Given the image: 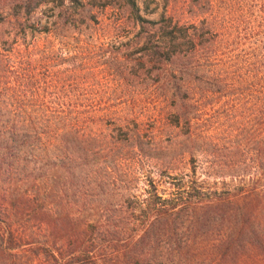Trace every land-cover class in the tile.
I'll return each mask as SVG.
<instances>
[{"label":"trees","instance_id":"16d2710c","mask_svg":"<svg viewBox=\"0 0 264 264\" xmlns=\"http://www.w3.org/2000/svg\"><path fill=\"white\" fill-rule=\"evenodd\" d=\"M64 1L73 5L64 11V5L57 7L59 18L40 28L23 27V33L31 30L54 37L66 49L65 41L81 40L90 31L106 36L117 33L114 27L120 28L117 22L114 27L99 23L93 13L96 5ZM124 1L127 5L122 12L127 11L140 26L139 34L150 36L153 31L150 37L158 39L152 50L159 62L175 67L172 76L182 78L189 105L179 109L183 112L176 114V124L189 125L192 137L194 113L199 111V123L204 111L218 105H223L227 120L231 119L230 124L218 123L219 129L206 124L198 128V146L189 150L194 172L199 165L215 172L214 177L228 172L231 182L223 184L228 188L226 196L199 190L194 180L187 189L172 194L171 200L146 199L140 204L145 206L142 212L155 221L133 241L125 238L131 233L111 226L110 220L104 228L97 226L87 217L84 204L88 168L92 162L100 163L102 149L109 150L106 168L114 167L122 157L133 165L139 159L156 158L157 153L143 147L139 134L119 141L94 133L91 116L74 103L17 99L28 91L39 95L43 90L32 83L34 73L25 78L29 70L8 73L5 67L0 73L7 87L5 95L0 92V258L20 253L25 239L35 235L32 225L36 223L40 229L66 233L63 241H50L54 249L43 255V264L69 257L79 264H264V4L261 0H191L190 12L198 23L181 25L165 15L159 22L150 21L142 16L136 0ZM33 3L28 2L27 15ZM51 49L55 54L54 46ZM22 59L20 68L31 63L27 56ZM12 83L18 85L11 88ZM4 96L12 101L2 104ZM249 113L261 127L258 141L246 139L250 130L238 123ZM213 130L219 134L213 135ZM219 137L225 138L214 145ZM105 141H110L106 147ZM213 145L218 151H210ZM191 188L193 192H186ZM179 219L184 221L179 223ZM185 224L188 227L182 231ZM106 236L127 243L122 248L98 249ZM101 252L104 257L100 254L99 260L95 255ZM35 257L42 256L25 254L23 259Z\"/></svg>","mask_w":264,"mask_h":264},{"label":"rangeland","instance_id":"374dc122","mask_svg":"<svg viewBox=\"0 0 264 264\" xmlns=\"http://www.w3.org/2000/svg\"><path fill=\"white\" fill-rule=\"evenodd\" d=\"M29 1L0 0V73L5 67L8 73L29 70L25 78L28 73L30 77L34 73L32 83L43 90L39 95L37 91H28L25 97L19 96L17 99L45 104L74 103L89 113L94 133L111 135L119 141L139 134L143 147L158 155L149 160L139 159L133 165H128L125 157H122L114 167L106 168L104 159L108 148L102 149V160L100 163L92 162L87 172L89 184L85 196L87 203L84 205L90 221L104 228L108 225L107 220H110L111 226L122 227L131 233L125 238L133 241L141 229L155 221L154 216L149 218L142 212L143 205L139 207L146 199L157 203L159 199L171 200L172 194L187 189L194 180L198 182L199 190L226 196L228 188L223 184L231 182L228 172H221L226 176L214 177L215 172H208V167L202 168L200 165L194 172L189 150H195L198 146V128L206 124L207 127L219 129L218 123L230 124L231 119L227 120L223 105H218L204 111L199 123V111L194 113L192 137L189 135V125L184 122L176 124V114L183 112V108L181 112H178L179 109L189 105L184 96L182 78L180 75L172 76L175 67L160 63L153 54L152 49L158 45V39L150 37L153 31L149 32L150 36L139 34L140 26L134 24L127 11L122 12L124 5H127L124 0H82L80 5H96L98 9L93 13L99 23L114 27L117 22L120 28L114 27L117 33L106 36L103 33L94 35L90 31L81 40L65 41L66 49L58 45L54 37L33 34L31 30L24 34L23 27H43L60 17L57 7L64 5V11L73 4L70 1L62 3V0H33L32 13L27 15L25 9ZM261 1L264 4V0ZM136 3L142 10V16L150 21L159 22L165 15L173 18V23L181 25L198 23L190 12L191 0H136ZM103 6L105 8L101 9ZM69 45L71 49H68ZM51 46L55 49L53 55ZM22 56H27L31 63H25L20 68L19 63L24 60ZM4 81H0V92L5 95L7 87ZM16 85L12 83L10 87ZM6 97L1 100L2 104L9 99L12 101L11 97ZM238 123L250 130L248 136L255 131L250 138L244 134L246 139L259 140L261 127H258L257 119L250 118V113L240 117ZM217 133L212 131L213 135ZM224 138H216L214 145H217V139ZM244 140L242 138L241 142ZM107 143L110 141H105L103 145L106 147ZM214 145L210 148L211 152L218 151ZM240 149H245L243 143ZM193 189L186 192H193ZM183 221L179 219V223ZM32 227L35 235L25 239L26 244L19 250L20 253L3 255L0 264H43V255L54 249L50 241L65 239V232L40 229L36 223ZM187 227L188 224H185L181 230L185 231ZM0 236L3 237L2 232ZM126 243L122 238L106 236L101 238L97 248H122ZM25 254L42 257L25 260ZM100 254L104 257L102 252L95 255L99 260ZM78 261L69 257L52 264H79Z\"/></svg>","mask_w":264,"mask_h":264}]
</instances>
